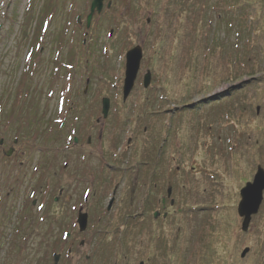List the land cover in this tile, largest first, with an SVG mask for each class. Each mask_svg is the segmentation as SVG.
Instances as JSON below:
<instances>
[{
	"label": "rangeland",
	"instance_id": "obj_1",
	"mask_svg": "<svg viewBox=\"0 0 264 264\" xmlns=\"http://www.w3.org/2000/svg\"><path fill=\"white\" fill-rule=\"evenodd\" d=\"M91 1L0 0V264H264V0Z\"/></svg>",
	"mask_w": 264,
	"mask_h": 264
},
{
	"label": "water",
	"instance_id": "obj_2",
	"mask_svg": "<svg viewBox=\"0 0 264 264\" xmlns=\"http://www.w3.org/2000/svg\"><path fill=\"white\" fill-rule=\"evenodd\" d=\"M103 0H92L90 7V14L87 16V26L89 25L91 16L96 9L97 12L101 11ZM141 47L135 46L125 55V72L122 86V97L125 100L133 88L134 81L139 70L141 60ZM150 82V72L147 71L143 77V86L147 87ZM109 109L108 98L102 99V115L105 118ZM8 155V153H7ZM264 191V170L257 166L256 173L253 180L247 182L244 187L239 191L240 200L237 204L238 216L242 218L241 230L246 231L251 219V216L256 214L262 201ZM109 208V207H108ZM79 231H83L87 225V214L79 211L77 217ZM248 248L243 249L241 257L245 255Z\"/></svg>",
	"mask_w": 264,
	"mask_h": 264
},
{
	"label": "snow or ice",
	"instance_id": "obj_3",
	"mask_svg": "<svg viewBox=\"0 0 264 264\" xmlns=\"http://www.w3.org/2000/svg\"><path fill=\"white\" fill-rule=\"evenodd\" d=\"M41 208H43V205H41Z\"/></svg>",
	"mask_w": 264,
	"mask_h": 264
},
{
	"label": "flooded vegetation",
	"instance_id": "obj_4",
	"mask_svg": "<svg viewBox=\"0 0 264 264\" xmlns=\"http://www.w3.org/2000/svg\"><path fill=\"white\" fill-rule=\"evenodd\" d=\"M30 3V2H29Z\"/></svg>",
	"mask_w": 264,
	"mask_h": 264
}]
</instances>
